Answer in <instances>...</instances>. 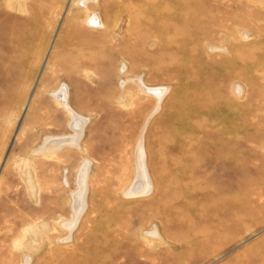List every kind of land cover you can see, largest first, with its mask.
<instances>
[{
    "label": "rangeland",
    "instance_id": "obj_1",
    "mask_svg": "<svg viewBox=\"0 0 264 264\" xmlns=\"http://www.w3.org/2000/svg\"><path fill=\"white\" fill-rule=\"evenodd\" d=\"M0 264H264V0H0Z\"/></svg>",
    "mask_w": 264,
    "mask_h": 264
},
{
    "label": "bare ground",
    "instance_id": "obj_2",
    "mask_svg": "<svg viewBox=\"0 0 264 264\" xmlns=\"http://www.w3.org/2000/svg\"><path fill=\"white\" fill-rule=\"evenodd\" d=\"M90 21H97L96 18L94 16L92 17H89L88 19V22ZM93 24V22H92ZM61 98V97H60ZM57 101L60 103V105L62 106V108L64 109V111L66 113H68V115H70V117L74 120V122L76 120H79L81 122V120H83L82 118L78 117L77 115H74V113L68 108V106L66 105V97L65 95L63 94V97L61 99H58L57 98ZM71 126V125H70ZM80 126V125H79ZM71 128V127H70ZM74 130V129H73ZM77 130V129H76ZM75 131V130H74ZM81 131V129H80ZM79 131V132H80ZM78 132V131H77ZM79 137V136H78ZM80 139V138H79ZM78 140H75L74 138H71V139H66L64 140L63 138L62 139H57V140H47L43 143L42 147H41V150L40 152H49V153H55L57 151H60L63 147L65 146H71V147H77L76 143H77ZM39 153V152H38ZM141 161H140V157H138V161H137V165H138V176H137V181L134 182L132 188H131V191L136 189L137 187L139 186H142L143 185V181H142V178H141V168L139 167ZM84 169V168H83ZM87 170V169H86ZM84 171V170H83ZM86 174H83L82 177H81V183L84 184L85 182V178H86ZM143 174V173H142ZM80 183V182H79ZM82 184V185H83ZM148 189V188H147ZM84 193L83 189L81 191V188H79V192L78 194L76 193V196H81L82 194ZM127 195V194H126ZM76 198V197H75ZM77 204V203H76ZM84 205V204H83ZM82 205V206H83ZM71 228V227H70Z\"/></svg>",
    "mask_w": 264,
    "mask_h": 264
}]
</instances>
